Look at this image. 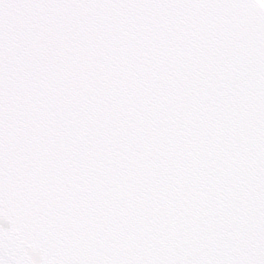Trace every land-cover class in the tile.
<instances>
[{"label":"snow or ice","instance_id":"6c2138e0","mask_svg":"<svg viewBox=\"0 0 264 264\" xmlns=\"http://www.w3.org/2000/svg\"><path fill=\"white\" fill-rule=\"evenodd\" d=\"M0 264H264V0H0Z\"/></svg>","mask_w":264,"mask_h":264}]
</instances>
